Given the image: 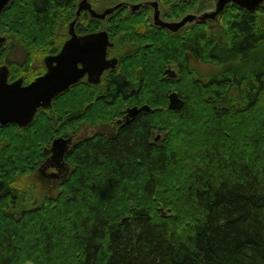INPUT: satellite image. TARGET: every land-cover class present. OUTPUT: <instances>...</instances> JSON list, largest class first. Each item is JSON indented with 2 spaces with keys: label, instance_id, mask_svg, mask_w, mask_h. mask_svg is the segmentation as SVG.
<instances>
[{
  "label": "trees",
  "instance_id": "16d2710c",
  "mask_svg": "<svg viewBox=\"0 0 264 264\" xmlns=\"http://www.w3.org/2000/svg\"><path fill=\"white\" fill-rule=\"evenodd\" d=\"M78 1L12 0L0 12L3 35L7 27L19 30L7 35L0 65L16 47L24 52L23 62L8 63L11 80L30 82L45 71L44 57L53 52L40 58L38 73L28 64L49 43L63 45L68 29L60 27L55 38L56 25L69 28ZM164 1L174 12L201 0ZM141 11L114 22L118 12L105 23L84 12L79 33L105 26L126 49L136 36L152 38L143 52L131 47L124 67L100 85L78 83L57 96L29 126L0 124V264H264V30L258 15L234 10L224 39L203 29L206 24L177 33L147 17L133 24ZM149 30L157 35L146 36ZM138 60L142 66L135 67ZM171 62L180 79L165 77ZM165 83H174L185 100L181 108H168ZM144 103L151 110L116 138L94 133L79 139L67 157L73 170L61 193L47 195L50 185L36 176L45 147L62 129L71 126L67 133L80 135L86 127L74 122L103 125L110 119L98 113L120 117ZM61 106L67 115L57 111ZM158 132L164 133L160 143L154 141ZM180 139L190 145L184 158ZM160 204L174 215L162 216Z\"/></svg>",
  "mask_w": 264,
  "mask_h": 264
},
{
  "label": "water",
  "instance_id": "95a60500",
  "mask_svg": "<svg viewBox=\"0 0 264 264\" xmlns=\"http://www.w3.org/2000/svg\"><path fill=\"white\" fill-rule=\"evenodd\" d=\"M11 0H0V11H2ZM229 2L239 4L248 11H255L264 3V0H216V8L201 14L188 13L179 20H166L161 16L159 2L149 0L137 4L129 3L133 10H138L144 4L154 6V24L165 27L172 32H178L188 23L194 21L207 22L218 20ZM119 3L113 7L99 12L94 9L89 0H80L79 8L76 12V19L69 25L70 37L65 41L62 49L55 55H48L44 62L47 71L36 77L30 83H25L24 77H19L10 81V68L4 64L0 66V123L8 125L16 123L21 127H26L32 123L42 108L52 106L54 98L61 92L67 90L73 83L81 80L86 74L91 82L97 83L106 69L115 68L118 64L116 57L108 59V48L113 46L110 36L106 30L79 35L76 31V23L82 11H88L93 17L105 19L107 15L113 13L122 6ZM7 37L0 34V50L6 42ZM85 61L87 64L85 65ZM168 78H176V71L169 67L166 70ZM185 103L179 93L174 91L169 95L170 109H179ZM151 106L145 104L141 107L130 106L127 108L126 122L134 120L142 110H150ZM72 138L57 137L53 140L50 148L45 152H52L51 157H58L64 160L65 152L69 148ZM160 143V142H159ZM160 214L164 217L174 215L171 208L158 205ZM25 264H34L30 261Z\"/></svg>",
  "mask_w": 264,
  "mask_h": 264
},
{
  "label": "rangeland",
  "instance_id": "374dc122",
  "mask_svg": "<svg viewBox=\"0 0 264 264\" xmlns=\"http://www.w3.org/2000/svg\"><path fill=\"white\" fill-rule=\"evenodd\" d=\"M118 2V4L119 3H123V6H122V8L120 9L121 11L118 13V15L116 16V18H114V22H116V21H119V20H121V19H123V18H125L124 20H131V19H129V18H127L128 16H126V14H129L128 13V7H129V3H132L133 4V2H136V1H133V0H127V1H123V0H106V1H103V0H93V4H95V6H97L98 8H102L103 9V7H104V9H105V6H107V5H110V4H113V3H117ZM160 2H161V6H160V8H161V11H162V18L163 19H166V20H179V19H181L183 16H185L186 14H188V13H196V14H200V13H203V12H205V11H211L212 9H215V0H201V1H194V7H184V8H181V7H179V8H175L174 9V12H173V10L169 7V6H167L166 5V3H165V1L164 0H160ZM172 6L173 7H176L175 6V1L174 2H172ZM107 9V8H106ZM237 8L236 7H234V6H231V7H229L228 9H227V11H226V14H224V13H222L221 14V16H220V19L218 20V21H216V22H212V21H208L207 23H208V25H206V26H202V28L203 29H206V30H208L207 28H210L211 29V32H214V33H220L223 37H224V39H226L228 36L226 35V33H227V31H228V28H227V21L230 19V18H232V15L234 14V10H236ZM172 10V11H171ZM237 11H238V9H237ZM142 12V14L140 15V17H137V18H135V19H133L132 20V23L133 24H135V23H138V22H142L143 20L145 21V17H147V19L146 20H148V21H150L151 20V22H152V16H153V10H149V11H147V9H144L143 11H141ZM166 12V13H165ZM172 12H173V14H172ZM82 15H80V17H79V21H82L83 20V16L81 17ZM75 18H76V16H75ZM87 18H85L84 20H86ZM258 20H259V26L264 30V12H260L259 11V13H258ZM60 22V21H59ZM59 22L57 23V27H58V29H57V27H56V29H55V38L57 37V35H58V32L60 31V27H63V30L64 31H66V29H68V25L67 24H64V23H61V25H59ZM70 22V21H69ZM206 23V22H205ZM196 24V23H195ZM59 25V26H58ZM67 25V26H66ZM138 27H141V25L140 24H138L137 25ZM124 29V28H126V27H124V26H122L121 27V29ZM99 28H97L96 30H98ZM186 29V28H185ZM185 29H183V30H185ZM7 30H9L10 32H8V31H6V30H4V35L6 34V36L8 35L9 37H12L13 38V32L12 31H15L16 33L17 32H19V30H15V28H14V26H12V27H10V28H8L7 27ZM58 30V31H57ZM182 30V31H183ZM150 31V33H148V34H145L146 36L147 35H153V34H156L157 35V33L156 32H154L153 30H149ZM181 31V32H182ZM1 33V32H0ZM1 34H3V33H1ZM68 34H69V30H68ZM112 34V33H111ZM130 34V33H129ZM112 36H113V38H115L114 36V34H112ZM117 36V38L118 37H121V35H116ZM152 37H148V38H146L145 39V36L144 35H141V36H136V38H134V44L132 45V46H130V44L129 43H127L128 44V48L126 49V46H125V44H126V42L124 41V39L120 42V45L118 46V47H116V51H115V53L116 54H118L120 57H121V64H120V66L122 65V67H124L123 65V63L125 62V58H126V55L128 54V53H130V50H131V47H136V50H138V51H136L137 53H139V52H143L142 50L143 49H141V46L142 45H144L146 42H147V40L148 39H151ZM64 40V39H63ZM60 41V40H59ZM59 41H57V42H59ZM57 42H56V45H54L55 43H53V44H51V43H49L48 45H46L45 47H43L41 50H39V51H37V52H35V54H34V56H33V59L29 62V66H30V64H31V67L34 69L33 70V73H38V72H40L41 70H43V67H41V64H40V58H42V57H44L45 55H46V52H53V53H50V54H55L56 52H58V50H60V47L62 46V45H60V44H57ZM46 49V50H45ZM145 53V59H147L148 58V56H149V54L148 53H146V52H144ZM40 54V55H39ZM23 57H24V52L22 51V48L21 47H16L14 50H13V52H12V54H11V56L10 57H8V59H3L2 60V63H9V62H13V61H17V62H23ZM171 57H174V55H171ZM129 61H133V58H132V56H131V58H129ZM1 63V64H2ZM172 63V62H171ZM147 64V63H146ZM12 67H13V69L15 70L16 69V66L15 65H11ZM140 67V66H142V64H141V62L138 60L137 62H135V67ZM31 67H29V68H31ZM208 68V67H207ZM213 68H211V70H212ZM181 71H182V76H183V78H184V74H183V70L181 69ZM182 78V79H183ZM77 85V84H76ZM75 86V85H74ZM74 86H72V87H74ZM178 88H179V90H181L182 88V83L180 82L179 84H178ZM163 89H165V90H170V91H172V90H175L174 89V83H165V87L163 88ZM164 91V90H163ZM83 96H85V94L83 93L82 94ZM70 97H72V95L70 96ZM70 97H69V99H70ZM77 101H79V98H75V99H73V101L72 102H77ZM63 109V110H62ZM62 110V112L64 111L65 112V109H64V107H59L58 108V110L57 111H61ZM61 112V113H62ZM52 113V112H51ZM67 113L68 112H65V114L67 115ZM64 114V115H65ZM97 117H102L104 120H106L107 118H109L110 120L111 119H114L115 117V114H113V115H107V116H104L103 114H97L96 115ZM122 116V115H121ZM120 116V117H121ZM55 120H57V117H56V115H55ZM156 121H161V120H159V118L157 117L156 119H155V121L154 122H156ZM103 121H101V123H102ZM78 124H81V127H87V126H90V125H92L93 123H90V122H86L85 121V119H80V120H78V121H76V122H74V124L73 125H75V126H77ZM258 126V125H257ZM74 127V126H73ZM254 127H252V129H253ZM72 130V127L70 126V128H66V129H62V131H61V133H59V135H65V134H67L68 135V133H67V131L68 130ZM251 129V130H252ZM40 133V132H39ZM177 142H179V144L177 145L178 146V149H179V154H180V157H182V158H184V154H183V151H186V150H188L189 148H190V145H189V143H187L185 146H182V142H183V140H176ZM68 160H69V158H67ZM70 161V160H69ZM191 175L192 174H188L187 173V179H193L192 177H191ZM61 181H55L54 183H53V186H52V188L54 189V191H55V194H56V196H59V194L61 193V187H60V185H61ZM33 184V182H29V183H27V185H25V184H23L24 186H29V185H32ZM34 190L36 189V188H33ZM161 189V188H160ZM42 190H46V188H42ZM49 190V189H48ZM47 190V191H48ZM179 228V227H178ZM180 232H183V230L181 229L180 230Z\"/></svg>",
  "mask_w": 264,
  "mask_h": 264
},
{
  "label": "flooded vegetation",
  "instance_id": "af4514ba",
  "mask_svg": "<svg viewBox=\"0 0 264 264\" xmlns=\"http://www.w3.org/2000/svg\"><path fill=\"white\" fill-rule=\"evenodd\" d=\"M152 10H153V8H152ZM84 81H85V83H88L86 80H84ZM141 105L142 104H137V106H141ZM127 108L124 109V113H123V115L121 117L114 116L115 117L114 119H111L108 122H102L103 125H99L100 127L90 125V126H87L86 127V129L84 130V132H83V130H81L80 132H83L82 135L85 136V137L92 136L94 133H97L99 135H103L106 138H112V137L116 138L119 135V131L120 130H123V127H125L124 126L125 125V119H124V117H125V115L127 113L126 112V109ZM139 113H141V112H139ZM98 132H100V133H98ZM73 136L75 137V141L78 140V139H80V136L79 135H73ZM48 160L51 162L50 165L51 166H54L56 168H51L52 171L51 172H47V173H46V169L44 168L42 170V174H43V176H45L48 179V188H49V185H50L49 192H50V195H53V193H55V191L52 188V186H53L52 182L54 180H59L62 177H65V174L64 173L67 174L69 172H72V167H70L71 170H69V169H67L64 166V168L60 172L59 171V168H58V166L60 164L59 158H54V159L52 158V159H48Z\"/></svg>",
  "mask_w": 264,
  "mask_h": 264
},
{
  "label": "bare ground",
  "instance_id": "6f19581e",
  "mask_svg": "<svg viewBox=\"0 0 264 264\" xmlns=\"http://www.w3.org/2000/svg\"><path fill=\"white\" fill-rule=\"evenodd\" d=\"M126 112H127V109H126ZM126 115H127V113H126ZM126 115H125V117H126ZM125 117H124V119H125ZM154 130H155V129H154ZM56 138H57V137H56ZM54 139H55V138H54ZM54 139H53V140H54ZM52 142H53V141H52Z\"/></svg>",
  "mask_w": 264,
  "mask_h": 264
},
{
  "label": "snow or ice",
  "instance_id": "6c2138e0",
  "mask_svg": "<svg viewBox=\"0 0 264 264\" xmlns=\"http://www.w3.org/2000/svg\"><path fill=\"white\" fill-rule=\"evenodd\" d=\"M87 64V61H85V65Z\"/></svg>",
  "mask_w": 264,
  "mask_h": 264
}]
</instances>
